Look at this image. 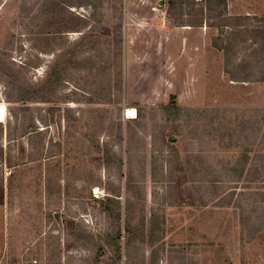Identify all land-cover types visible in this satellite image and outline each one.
<instances>
[{
  "label": "rangeland",
  "instance_id": "rangeland-1",
  "mask_svg": "<svg viewBox=\"0 0 264 264\" xmlns=\"http://www.w3.org/2000/svg\"><path fill=\"white\" fill-rule=\"evenodd\" d=\"M170 1L0 0V264H264V15Z\"/></svg>",
  "mask_w": 264,
  "mask_h": 264
},
{
  "label": "crops",
  "instance_id": "crops-1",
  "mask_svg": "<svg viewBox=\"0 0 264 264\" xmlns=\"http://www.w3.org/2000/svg\"><path fill=\"white\" fill-rule=\"evenodd\" d=\"M225 7L227 9L228 17L251 18L264 15V0H226ZM180 30L183 32L181 31L180 34L174 37L172 49H178L179 51V44L182 43L183 50H189V59L194 60L200 55V52H202V49L206 44V40L204 41L203 37L205 29L200 27L194 28L191 26H182ZM181 55L182 52H175L174 57L179 60Z\"/></svg>",
  "mask_w": 264,
  "mask_h": 264
},
{
  "label": "trees",
  "instance_id": "trees-1",
  "mask_svg": "<svg viewBox=\"0 0 264 264\" xmlns=\"http://www.w3.org/2000/svg\"><path fill=\"white\" fill-rule=\"evenodd\" d=\"M208 3H211L212 1L214 2L215 0H206ZM220 4H223L224 6L226 5V0H221L219 1ZM174 0H171L169 2L170 9L174 7ZM264 22V19H263ZM260 34L264 36V28L260 31ZM264 50V46H263ZM264 82V81H263ZM115 205V206H114ZM103 211L108 215L109 218L114 219L115 222L118 223V226L121 222V212H120V207L116 206V204L113 202L111 198H107L106 202L102 203ZM154 238V237H153ZM108 245L113 249L115 253V263H118L121 260V255H122V249H121V240H122V234L121 230L118 227V230L114 233V236L110 237L107 239ZM157 239L154 238L153 244H156ZM127 246L130 244L129 241H127ZM154 256L152 262L154 263Z\"/></svg>",
  "mask_w": 264,
  "mask_h": 264
},
{
  "label": "bare ground",
  "instance_id": "bare-ground-1",
  "mask_svg": "<svg viewBox=\"0 0 264 264\" xmlns=\"http://www.w3.org/2000/svg\"><path fill=\"white\" fill-rule=\"evenodd\" d=\"M128 116L131 119L135 118V111L134 110H129L128 111ZM6 117H7L6 105L4 103H0V123L5 122L6 121Z\"/></svg>",
  "mask_w": 264,
  "mask_h": 264
}]
</instances>
